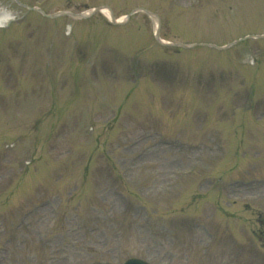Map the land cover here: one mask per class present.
I'll list each match as a JSON object with an SVG mask.
<instances>
[{"label":"rangeland","instance_id":"1","mask_svg":"<svg viewBox=\"0 0 264 264\" xmlns=\"http://www.w3.org/2000/svg\"><path fill=\"white\" fill-rule=\"evenodd\" d=\"M23 1L49 14L107 5L120 16L144 7L164 18L161 34L171 42L223 44L242 33L264 34V0ZM0 8L17 17L0 29V264H118L132 256L153 264H203L210 255L204 264H255L252 257L261 254L248 248L259 245L252 235L255 219L264 217V189L233 186L218 195L200 184L198 174L208 167L225 181L264 167L258 134L264 122V38L237 42L226 49L228 55L203 46L174 53L173 47H154L148 35L152 22L140 15L107 26L98 12L81 21L48 18L14 0H0ZM165 63L179 67L184 81L171 83L173 68ZM157 65L163 73L143 77L151 74L146 66ZM217 68L231 73L225 83L212 84L209 91L192 87L188 78L195 70L201 75L200 70ZM245 87L246 97L237 99ZM147 103L152 114L146 127L141 122L146 117L127 115L146 110ZM197 105L207 111L203 128ZM119 106L124 133L117 132L123 127L117 122L114 129L106 123ZM249 106L258 107L257 115L263 111L261 120ZM227 108L231 115H220ZM173 134L195 135L190 141H198L202 151L158 144ZM216 142L231 149L224 161L207 150ZM238 148L244 153L236 155ZM197 153L192 175L173 174L187 170ZM103 156H112L124 182L115 179ZM257 176L264 177V168ZM115 187L127 190V205ZM214 202L230 205L233 217L247 223L205 210ZM187 212L210 219L211 237L190 232ZM256 259L264 262L262 256Z\"/></svg>","mask_w":264,"mask_h":264},{"label":"bare ground","instance_id":"2","mask_svg":"<svg viewBox=\"0 0 264 264\" xmlns=\"http://www.w3.org/2000/svg\"><path fill=\"white\" fill-rule=\"evenodd\" d=\"M92 12H93L92 9H88V10H86V11L83 12V15L88 16V15L91 14ZM100 13H101L103 16H105L106 18H108V19L111 18V14H112V12H111V10L108 9V8L102 7L101 10H100ZM16 18H17V17H16V15H15L13 12H11V11H9V10H7V9H4V8H0V28H4V27H6L7 24H8L10 21H12V20H14V19H16ZM122 20H124V17H120V18L118 19V21H122ZM155 24H156V23H155Z\"/></svg>","mask_w":264,"mask_h":264},{"label":"water","instance_id":"3","mask_svg":"<svg viewBox=\"0 0 264 264\" xmlns=\"http://www.w3.org/2000/svg\"><path fill=\"white\" fill-rule=\"evenodd\" d=\"M127 264H146V263L141 262V261H134V263H127Z\"/></svg>","mask_w":264,"mask_h":264}]
</instances>
